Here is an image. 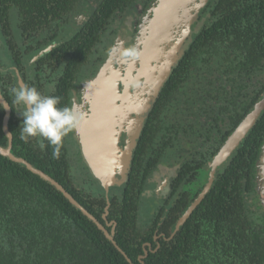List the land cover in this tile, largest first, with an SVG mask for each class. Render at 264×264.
Returning <instances> with one entry per match:
<instances>
[{
    "label": "trees",
    "instance_id": "1",
    "mask_svg": "<svg viewBox=\"0 0 264 264\" xmlns=\"http://www.w3.org/2000/svg\"><path fill=\"white\" fill-rule=\"evenodd\" d=\"M78 1H0V54L10 61L4 67L0 58V92L10 107V152L59 182L112 239L51 183L0 154V264H264V226L254 221L248 208L257 193L264 110L216 169L204 198L175 230L178 217L205 186L209 163L264 93V0L208 2L207 23L193 36L149 109L118 195L97 191L89 179L101 184L87 164L84 168V159L82 175L74 177L70 133L58 156L55 146L39 137L22 140V108L13 104L10 91L18 88V68L26 85L59 96L58 107L68 106L69 88L107 24L117 11L136 2L99 0L82 25L65 34L63 24ZM12 6L17 30L8 16ZM56 36L62 43L34 63L33 75L26 76L25 57ZM53 72L59 73L56 88L47 92L44 81ZM4 115L0 102V147L5 149L9 138L3 130ZM164 165L177 167L176 173L150 221L142 222L144 190Z\"/></svg>",
    "mask_w": 264,
    "mask_h": 264
},
{
    "label": "rangeland",
    "instance_id": "2",
    "mask_svg": "<svg viewBox=\"0 0 264 264\" xmlns=\"http://www.w3.org/2000/svg\"><path fill=\"white\" fill-rule=\"evenodd\" d=\"M171 1L153 0L147 12L140 18L136 30L133 31V35L132 31L124 23L128 16H133L132 12L120 14L115 19L112 18L105 32L102 33V40L98 45L100 46L99 50L97 49L98 51H95L93 53L94 56L90 58L92 61L96 57L95 61L93 60L89 68H85L91 74L85 75L80 79L79 87H77L80 95L76 94V89L73 94L71 106H75V111L79 113L81 120L87 115L85 109L92 103L94 94L102 83L109 80L114 74H118L119 84L123 87L125 82L135 74L140 63L139 54L143 34L147 29L151 15L155 9L161 8L166 4L168 5ZM209 1L183 0L177 6L175 18L170 20L168 30L160 40V53L152 66L153 75L144 78L137 87L131 89L129 98L120 101L117 114L116 143L118 156L115 174L107 189V194L102 185L99 186L93 179H89L97 187L98 192L104 191L106 195L109 193L119 194L118 190L123 187L126 181L132 152L150 106L172 68L177 64L180 56L189 46L193 36L207 23L208 11L206 7ZM102 43L104 46L101 48ZM129 48H135L137 55L130 58L124 57L123 52ZM72 139L70 141L71 170L74 177L80 178L82 175L81 154L79 153L78 156V151L76 150L78 147L77 142L73 137ZM169 168L171 167L160 166V170L157 169L159 171L157 179H161ZM172 171L173 167L171 168ZM88 183L86 181L85 191L89 190ZM157 183V181L152 183V181L148 180L150 187H159L161 183L158 186ZM255 189L257 193L251 195V202H248V208L254 221L264 226V146L256 174ZM153 197L154 195H152L151 200L147 192L143 194V201L140 207L142 222H149V215L157 210V206H154L155 201Z\"/></svg>",
    "mask_w": 264,
    "mask_h": 264
},
{
    "label": "water",
    "instance_id": "3",
    "mask_svg": "<svg viewBox=\"0 0 264 264\" xmlns=\"http://www.w3.org/2000/svg\"><path fill=\"white\" fill-rule=\"evenodd\" d=\"M182 1L183 0H172L168 5L166 4L165 6L157 8L153 11V14L151 15L150 21L147 25V29L143 34L139 54L140 63L135 74L125 82L122 90L119 88L120 84L118 74H114L109 80L102 83L94 94L87 117L79 122V142L83 158L86 161L93 176L105 189L106 194L108 193L107 189L109 188L112 178L115 174L118 156L116 134L119 103L120 101L130 97L132 86L137 87L144 78L153 75L152 66L160 53V40L164 33H166L168 30L170 20L175 18L177 6ZM53 45L54 44H50L47 47L41 49L31 58L30 62L37 60L44 53L49 51ZM17 75L18 87L25 86L20 75ZM0 102L4 105V107L7 106L5 107V115L3 117V130L9 138L8 147L5 149L0 147V154L7 156L11 160L23 163L30 171L38 174L40 177L51 183L69 200L72 205L80 209L83 214L93 220L96 225L103 230L104 234L109 239H112V235L107 232L105 227L100 222H98V220L90 212H88L87 209H85L68 191H66V189L59 182L51 178L42 170L34 167L25 159L17 157L10 152L12 135L7 126L10 107L3 98L1 92ZM263 110L264 93L260 100L255 103L253 109L247 113V115L241 120L231 135L226 139L218 153L209 163L205 186L197 194L195 199L188 205L182 215L177 219L176 229L186 221L191 212L204 198L206 192L212 184L216 169L222 165L239 146L244 135L248 133V131L253 127Z\"/></svg>",
    "mask_w": 264,
    "mask_h": 264
},
{
    "label": "flooded vegetation",
    "instance_id": "4",
    "mask_svg": "<svg viewBox=\"0 0 264 264\" xmlns=\"http://www.w3.org/2000/svg\"><path fill=\"white\" fill-rule=\"evenodd\" d=\"M1 1V0H0ZM98 2L99 0H79L76 5L74 6V8L68 13L67 15V22L65 21V23L63 24V28H62V32L65 33V34H73L74 33V30L75 29H78L79 26L82 25L83 21H85L93 12L94 8H96L98 6ZM3 2H0V6H3L2 4ZM146 3V6H144V4ZM153 3V0H136L135 3H133V5L123 11H117L116 14H115V18L116 17H119L120 14H126V12H132L133 16L131 17H127L126 21H124L125 23V26L128 27V29H130L132 31V35H133V31L136 30V26L140 20V18L142 17L143 14H145L148 10V8L150 7V5ZM10 9V12H9V18H11L12 22H11V25L13 26L14 30H17L18 27H19V23L17 21V15H16V10H15V7H9ZM135 9V10H134ZM122 17V15H121ZM114 18V19H115ZM112 20V18H111ZM110 20V21H111ZM110 24V23H109ZM107 24V26L109 25ZM4 27V26H3ZM2 27V22H0V34H1V29L3 28ZM105 32V31H104ZM120 36V35H118ZM102 37V36H101ZM0 40H1V36H0ZM101 40L96 44L95 47H93L91 49V52L89 53V57H88V62L84 65V67L82 68V71L80 72L79 75L76 76V78L74 79L73 83H72V86L69 88V95H68V106L71 107V103H72V98H73V94H74V91L76 89V94L77 95H80V91L77 87H79V84H80V79L82 77H84L85 75H90V71H87L85 70V68H89L90 67V64L93 63V60L95 61V58H93V60L91 61L90 58H92L93 53H95V51H98L99 47L98 46L100 43H101ZM62 39L60 36H56L52 39L51 42H49L48 44L40 47L38 49V51H36L34 54L32 55H29V56H26L25 57V63H26V66H27V69H26V76L28 75H33V71H34V67H33V64L36 63L41 57H43L44 55L50 53L55 47H57L59 44L62 43ZM56 43V44H55ZM50 44H54L53 47L47 51L46 53H44L41 57H39L37 60L35 61H31V58L36 54L38 53L41 49L47 47L48 45ZM109 44V43H108ZM104 46V44L102 43L101 44V48ZM100 48V49H101ZM98 49V50H97ZM0 58H1V63L3 64L4 67L8 66L10 64V61L9 59L5 58V56L3 54H0ZM140 62V60H139ZM14 74H15V77H16V83H17V78H18V75H20V77L22 78V80L24 81L21 73H20V70L18 68H14ZM49 77L47 79H45V90L47 92H52L53 90H55V83H56V80L57 78L59 77V73L57 74L56 72H53V73H50L48 74ZM63 75V74H62ZM61 75V76H62ZM13 76V74H12ZM60 76V77H61ZM24 84L26 85L25 81H24ZM18 85V84H17ZM19 88V87H18ZM120 90H122V86L119 87ZM133 88V86L131 87V89ZM89 108H90V105L85 109V111L87 112V115L89 113ZM87 115L84 118L87 117ZM81 121V119H80ZM80 123H78L79 125ZM72 137L74 138V140L77 142V154L79 156V153L81 154V161L84 162V158H83V155H82V150H81V147H80V142H79V132H78V126L76 127V131H73L70 133L69 135V142H68V145H70V141L72 139ZM73 140V139H72ZM69 147V146H68ZM70 148V147H69ZM86 162V161H85ZM85 164L87 163H84V166ZM173 167V171L171 172V168ZM171 168L167 169L166 173L162 176L161 179H157V176L159 175V171L160 170V166L158 167V170L156 169V171L152 174V176L149 178L150 181H152V183L154 181H157V186L159 183L160 186L159 187H147V189L144 190V192H147V194L149 195V197H151V200H152V195H154V206L156 205L157 207H159L161 205V201H163V198L167 195V192H168V183H169V180L171 177L174 176V174L176 173V168L175 166H172ZM156 188V189H155ZM159 196V197H158ZM195 199V198H194ZM108 206L109 204L106 205V207L104 208V213L102 215L103 218H106V215L108 214ZM188 207V206H187ZM185 211V210H184ZM182 215V214H181ZM180 215V216H181ZM179 216V217H180ZM178 217V218H179ZM107 224H111L112 222L111 221H106ZM112 225H114L112 223ZM175 230H176V225H175ZM160 235H163L162 233H160L159 235H155L154 238L156 239V237H159ZM147 246L149 247V249L151 248V245L150 243H147Z\"/></svg>",
    "mask_w": 264,
    "mask_h": 264
},
{
    "label": "clouds",
    "instance_id": "5",
    "mask_svg": "<svg viewBox=\"0 0 264 264\" xmlns=\"http://www.w3.org/2000/svg\"><path fill=\"white\" fill-rule=\"evenodd\" d=\"M136 55L135 48L123 52L124 57ZM10 91L13 104L22 108L19 111L23 117L20 138L27 141L39 137L42 142L47 141L55 146L54 154L58 156L63 138L73 132L79 123L80 116L75 106L58 107L61 100L59 96L44 95L33 86L14 87Z\"/></svg>",
    "mask_w": 264,
    "mask_h": 264
}]
</instances>
